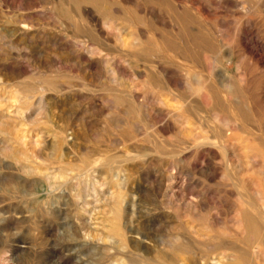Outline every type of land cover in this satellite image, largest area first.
Segmentation results:
<instances>
[{
  "label": "rangeland",
  "instance_id": "1",
  "mask_svg": "<svg viewBox=\"0 0 264 264\" xmlns=\"http://www.w3.org/2000/svg\"><path fill=\"white\" fill-rule=\"evenodd\" d=\"M193 1L210 14L200 24L189 11L193 29L227 46L214 82L229 109L215 97L205 109L194 97L181 132L167 122L130 144L129 125L157 123L194 81L181 12L166 0H0L1 263L168 264L163 255L173 264H232L219 255L236 245L249 254L242 264H264L244 223L264 192V148L252 139L264 134V0ZM76 7L92 10L108 39ZM165 21L179 32L171 44ZM164 68L177 92L154 82ZM233 119L246 131L233 130ZM216 129L226 146L212 144ZM118 201L124 235L112 230Z\"/></svg>",
  "mask_w": 264,
  "mask_h": 264
},
{
  "label": "bare ground",
  "instance_id": "2",
  "mask_svg": "<svg viewBox=\"0 0 264 264\" xmlns=\"http://www.w3.org/2000/svg\"><path fill=\"white\" fill-rule=\"evenodd\" d=\"M53 1V0H52ZM75 1V0H74ZM169 2V5L170 6H173L174 8H176V11L178 12H181L178 14L179 18L183 21L184 23V28L183 29H180V33H182L184 35V42H183V45L184 46H181L183 47L184 49L190 51L191 53V56H190V59L189 62H187V60L185 63L186 64H190L191 66H193V70L195 72V76L193 73H191V76L192 78L194 77V81L193 82H190L188 83V85H186L185 87H181V90L180 88L178 89L177 87H175L177 85L176 82H174L172 80V78L170 77V72L167 70V69H161V72H160V76H157L156 79L154 80L155 83H157L160 87L162 88H165L167 89L168 91H172L174 89V91L177 92V89L180 91L178 92V97H180L179 99L177 98L176 100H178V104H177V107L174 109V110H167V111H164L163 114L161 115L163 118L161 119V116L160 118H158V121L157 123H154L152 126H141L140 129L136 130L134 127V125H129V132L131 131V138L129 139L130 140V144H135L136 142L140 141V139L142 138H145L147 136L150 135V133L152 131H156L158 132L159 130H163L164 127L167 128V125L169 126V123L167 124V122H172L175 124V126L177 125V130L179 132H181L183 130V123H182V119H183V115L190 112L195 105H193V98L194 97H197V102L200 103V105H202L205 109L208 108L210 105V101H215L216 100H213L215 98H218L222 104V106L225 108V109H229V104L227 103L226 101V98H224L222 95H219V93L217 94V85L216 83L214 82L215 80V68L217 66V62L219 60V58L226 54L228 56V52L225 53L226 51V47H224L225 45H223V47H221V49L218 48L219 44L213 42L210 38V35L209 33L206 31V29L204 30V27L200 24H204L205 22H207L210 14L208 12H205L203 11V9L199 6H196V1L194 2L193 0H190L189 2L185 1V0H166ZM72 2V1H71ZM126 2V1H124ZM198 2V1H197ZM135 3V2H133ZM167 3V2H166ZM56 4V3H55ZM138 4V3H137ZM79 5V4H78ZM198 5V4H197ZM135 11H136V14L138 13H141L143 10L141 9V5L138 6L136 5L135 3ZM106 7V6H105ZM194 9V12L190 9ZM260 8V7H259ZM78 10V15L80 16V18H84V19H87L89 21V24L92 25L93 27V30L96 34V36L99 38V39H108L107 36H105L104 34V30L103 28L101 27V24H100V21L99 19H96V17L93 15L92 13V10H89L88 8H79V7H76L74 8V10ZM261 9V8H260ZM264 9V8H263ZM73 10V9H72ZM76 10V11H77ZM171 10V9H170ZM153 11V10H152ZM157 11V10H156ZM192 12L194 14H196V17L199 18V26H202V28L198 27V28H194L191 26V21L193 20V14L189 13ZM252 11V10H251ZM254 11V10H253ZM66 12V11H65ZM73 15L77 14V12H72L70 11ZM69 13V12H68ZM115 13L117 14L118 12H113V15H115ZM158 13V12H157ZM174 13V12H173ZM152 14L154 16H157L154 12H152ZM249 14V13H248ZM119 15V14H118ZM115 17H118V16H114V21H115ZM121 17V16H120ZM98 18V17H97ZM158 21H159V17L156 18ZM78 20V19H77ZM165 20V19H164ZM163 20V21H164ZM204 20V21H203ZM203 21V22H202ZM161 22V21H160ZM202 22V23H201ZM158 23V22H157ZM180 23V22H179ZM198 23V22H197ZM162 24H164L166 27H163V28H167L168 29V32H169V36L167 38L169 44H171L172 40L178 36L179 32L177 33V31H175L174 29L176 28L175 25L171 22H162ZM105 25V24H104ZM158 25V24H157ZM206 25V24H205ZM204 25V26H205ZM198 26V25H197ZM134 28L133 31H131L132 35L135 36L136 40H137V44L140 45V46H145V44L148 42V39L145 35V31L144 29H142L141 27L138 26V24H135L133 26ZM81 28V27H80ZM92 29V28H91ZM165 30V29H164ZM161 31V30H159ZM108 34V33H107ZM176 35V36H175ZM167 37V36H165ZM96 39V38H95ZM166 40V39H165ZM164 40V42H165ZM241 40V39H240ZM98 41V40H97ZM178 41V40H177ZM176 41V42H177ZM100 42V41H99ZM175 42V41H174ZM222 42V41H221ZM103 43V42H102ZM151 43V42H150ZM166 43V42H165ZM240 43V42H239ZM242 43V42H241ZM101 44V43H100ZM176 44V43H175ZM225 44V43H224ZM244 44H245V41H244ZM243 44V45H244ZM130 45V44H129ZM182 45V44H181ZM100 46V45H99ZM108 46V45H107ZM127 46V45H126ZM174 46V45H172ZM221 46V45H220ZM241 46V45H240ZM151 47V46H150ZM177 47V45H176ZM175 47V48H176ZM180 47V48H181ZM254 47V46H253ZM244 48L245 45H244ZM119 50V49H117ZM178 50V49H177ZM180 50V49H179ZM178 50V51H179ZM257 50V49H256ZM148 51V50H147ZM184 51V50H183ZM252 51V50H251ZM261 53V52H260ZM258 54V53H257ZM260 55V54H259ZM225 56V55H224ZM223 57V56H222ZM258 58V57H257ZM261 58V57H260ZM261 60V59H260ZM208 62V67L206 66ZM263 62V61H262ZM184 63V64H185ZM188 64V65H189ZM161 66V65H160ZM190 68V67H189ZM160 69V68H159ZM158 69V70H159ZM188 71V70H187ZM159 72V71H158ZM187 73V72H186ZM188 74V73H187ZM155 75V74H154ZM173 77V76H172ZM243 77V75H242ZM154 79V78H153ZM130 80V79H129ZM153 81V80H152ZM245 77H243V80L242 82H245ZM133 83V82H132ZM248 84V82H246ZM140 85V84H139ZM216 85V86H215ZM224 86V84H223ZM229 86V85H228ZM216 87V88H215ZM219 87V86H218ZM131 89V88H130ZM176 89V90H175ZM219 90V89H218ZM231 90V89H230ZM229 90V91H230ZM172 93V92H171ZM176 94V93H175ZM133 95V94H132ZM230 95V94H229ZM236 95V94H235ZM238 95V94H237ZM173 96V95H172ZM232 97V95H230ZM165 97V96H164ZM215 97V98H214ZM230 97V98H231ZM238 97V96H237ZM213 98V99H212ZM235 99V98H234ZM240 99V98H239ZM117 100V99H116ZM130 100V99H129ZM152 100V99H151ZM153 101V100H152ZM158 101V100H157ZM211 101V102H212ZM196 102V103H197ZM241 102V100H240ZM217 103H218V100H217ZM164 104V103H163ZM214 106V105H212ZM196 107V106H195ZM221 107V106H220ZM221 107V108H223ZM239 108H241V106H238V110ZM204 109V110H205ZM153 110V109H152ZM224 113L225 111L222 110ZM219 112V111H218ZM216 112L217 114H223V112L221 113H218ZM251 112V110H250ZM249 112V113H250ZM256 112V111H255ZM161 113V112H160ZM192 113V112H191ZM241 114H243L244 116V119L247 117V113L246 112H243V111H240ZM141 114V113H140ZM222 116V119H223V122L226 126L229 127V125L232 123V120L228 117H226L224 114L221 115ZM234 116V115H233ZM234 118V117H233ZM218 119V118H217ZM219 120V119H218ZM189 121V120H188ZM191 122V121H190ZM233 122L235 123L234 124V129L233 130H241V131H246L244 130L243 128H240V124L238 123V120L236 119H233ZM4 123V122H3ZM160 123V124H159ZM167 124V125H166ZM186 124V123H185ZM136 125V124H135ZM151 125V124H150ZM193 125V124H192ZM137 126V125H136ZM212 126V125H211ZM231 126V125H230ZM186 127V126H185ZM226 127V128H228ZM163 128V129H162ZM170 128V127H169ZM218 129H216V132H215V135H216V138L217 140L214 141V143H212L213 145H225V142L227 140H224L221 138V131L217 132ZM228 130H230V127L228 128ZM211 132V131H210ZM214 132V131H212ZM211 132V133H212ZM126 133V132H125ZM206 133H207V130H206ZM129 133H127L128 135ZM249 134V133H248ZM250 135V134H249ZM169 136V135H168ZM213 136V135H212ZM210 136L211 138L210 139H213V137ZM215 139V138H214ZM254 141H256L257 143H259V145H261L263 148H264V134H261V135H258V136H254ZM251 139V140H252ZM249 140V139H248ZM203 141V139H202ZM253 141V142H254ZM252 142V143H253ZM229 143V142H228ZM188 144V143H187ZM227 145V144H226ZM225 145V146H226ZM232 145V144H231ZM122 147V146H121ZM134 147V145H133ZM214 147V146H213ZM234 147V146H233ZM128 148H130V145L128 146ZM208 149V148H206ZM234 151H236L235 147L232 148ZM205 150V149H204ZM214 150V149H213ZM231 150V149H230ZM232 150V151H233ZM233 151V152H234ZM238 151V150H237ZM258 151V150H257ZM214 155V154H213ZM236 156V155H235ZM237 158V157H236ZM234 159V158H233ZM241 159V158H240ZM246 159V158H245ZM236 162H238V160H236ZM235 162V163H236ZM264 165V164H263ZM264 173V172H263ZM230 176V175H229ZM123 177V176H122ZM232 177V176H231ZM233 178V177H232ZM234 179V178H233ZM248 180V179H247ZM255 192L257 193V191L255 190ZM240 194V193H239ZM260 196H261V201L260 203H262V208L260 210H257L256 211V215L257 217H255L256 215L253 216L252 213H250V211H245L244 214H245V219H244V223H247V225H249V231L246 232V234H248L249 236V241L251 242V240L253 241L252 243L254 244V248H255V251H254V254L256 256V258H259V259H263L264 258V192H260L258 191V193ZM242 196V195H241ZM242 198V197H241ZM124 199V198H123ZM116 206L114 207V218L112 220V230L115 234L117 235H124L125 233V227L127 226L126 225V222L123 223L121 226H120V223H119V220L121 219V216L124 212V210L126 211V209L122 208L121 205H119V201L116 202L115 204ZM250 206V205H249ZM195 208V207H194ZM246 208H249V207H246ZM254 209V208H253ZM259 209V208H258ZM128 211V209H127ZM255 212V211H254ZM126 214V213H125ZM213 221V220H212ZM238 221V220H237ZM215 222V221H214ZM260 222V223H259ZM244 225V224H243ZM127 229V228H126ZM133 232V231H132ZM137 236V235H136ZM133 239V237H132ZM219 240V239H218ZM217 243V242H216ZM215 243V244H216ZM219 243V241H218ZM217 243V244H218ZM223 244V243H222ZM235 244V243H234ZM256 244V245H255ZM236 245H232L230 246L228 249L231 250V253L229 251L230 254H225L224 251L227 250V248H222L223 249V252L219 254H217V256H221L219 257V262H221V259L220 258H227V261H232V264H240L242 259L245 257V256H242V249L239 248V247H235ZM21 247V246H20ZM23 247V246H22ZM25 247V246H24ZM241 251H240V250ZM184 250V249H183ZM249 248L247 249L246 248V251L248 252ZM10 252V251H9ZM157 252V251H156ZM219 252V251H218ZM243 252V251H242ZM245 254V252H243ZM214 254V253H213ZM215 254V255H216ZM14 256V255H13ZM212 256V255H211ZM226 256V257H224ZM249 257V254L246 255ZM11 257V256H10ZM155 257V256H154ZM215 257V256H214ZM213 257V258H214ZM217 257V258H218ZM247 257V258H248ZM222 258V259H223ZM246 258V257H245ZM246 258V259H247ZM150 259V258H149ZM152 259V258H151ZM159 259H162L163 261H165L166 263L168 264H173L172 263V260L169 259L168 257L166 256H163V255H159ZM216 259V258H215ZM217 260V259H216ZM146 261V260H144ZM150 261V260H149ZM211 261H214V260H211ZM251 262V260H248ZM148 261H146L147 263ZM152 263V261L150 262ZM225 263V262H224ZM0 264H4V263H1ZM152 264H156V263H152ZM210 264V263H209ZM220 264V263H219ZM242 264V263H241Z\"/></svg>",
  "mask_w": 264,
  "mask_h": 264
}]
</instances>
